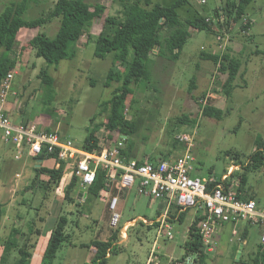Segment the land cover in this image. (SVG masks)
Returning <instances> with one entry per match:
<instances>
[{
  "label": "rangeland",
  "instance_id": "obj_1",
  "mask_svg": "<svg viewBox=\"0 0 264 264\" xmlns=\"http://www.w3.org/2000/svg\"><path fill=\"white\" fill-rule=\"evenodd\" d=\"M57 1L27 0L24 19L32 21L46 16ZM84 1L90 5L103 4L107 8L106 16L117 15L120 10L119 4L112 0ZM176 1L152 0L154 4L166 7ZM202 1L190 0V5L179 9L182 19L192 20L196 16L211 18L214 10L222 5L221 0H205L206 4H202ZM10 3L11 0H0V14ZM247 18L251 22L247 32H241L244 22L235 23L233 30L228 32L215 27L217 32H221L218 36L192 30V36L177 62L153 58L155 63L152 66L151 88L145 90L134 87L133 96L126 101L127 118L137 126L138 159L154 162L164 160V154L172 149L173 139L185 135L193 138L192 154L196 159V174L200 178L220 181L231 169L235 174L245 172L244 167L256 151V138L261 136L264 139V0H255L248 7ZM103 24L104 19L96 20L88 34L96 38ZM59 27L60 20L56 19L31 31L32 35L28 32L19 34L10 54L16 64L6 103L10 110L8 116L12 123L36 125L42 131L54 132L71 140L80 148L88 137V129L95 125H100L97 136L102 144L114 142L118 136L108 132L105 127L108 114H99L101 104L110 100L118 87V84L105 87L109 71L118 68L123 71L124 68L119 65L116 68L112 56L104 60L97 59L94 56L95 44L88 41V34L78 44L70 46L69 51L75 53L73 60H64L58 66L48 67L44 59L36 57L29 43L37 35L55 37ZM229 48L242 64L231 99L222 94L227 75L220 73L219 66L201 57L202 52L223 54ZM2 52L0 49V55ZM44 69L53 79L51 86L40 78V72ZM193 78L196 89L190 93ZM211 106L223 111L220 121L211 116ZM16 111L21 113L20 116L16 115ZM184 116L191 122L183 124L181 120ZM193 120L196 123H192ZM183 152L179 148L169 160L180 157ZM229 152L232 154L228 155ZM236 154L239 159H236ZM27 170L25 176L34 179L33 167ZM247 188V194L253 196L260 208L264 209L263 169L248 174ZM23 189L21 187L13 198L6 195L1 199L3 202L15 201L10 211V224L21 226L36 219V223L39 227L43 226L45 231L53 229L60 216H66L69 220L67 233L70 243L60 249L54 264H91L94 252L86 246L95 240L107 241L116 232L119 234L115 246L120 254L111 256L109 264L147 263L158 224H143L141 219L156 220L159 213L165 211V207H160L164 201L139 196L136 189L130 191L127 197L120 191L116 195L119 205L115 213L120 215L121 220L118 227H112L110 193L101 195L90 204L79 206L78 203L84 202V198L72 205L65 200L64 190L62 193L51 191L44 200L43 189L38 188L35 193L30 189L21 194ZM23 200L27 201L26 206L21 204ZM40 218H43V223L39 221ZM134 219L136 223L126 231L127 239L124 240L123 226ZM193 221V213L190 212L183 223L174 224V240L160 241L162 254L183 257L186 241L184 232L190 229ZM226 225V229L221 231V227L217 231V235H221L218 247L208 255L205 264H242L240 260L244 262L256 253L262 234L260 227L248 228L249 234L242 248L243 243H239L241 234L234 235L230 224ZM0 231L3 232L1 227ZM1 238L5 237L2 235ZM15 254L17 257L18 253ZM162 258L167 259L163 255Z\"/></svg>",
  "mask_w": 264,
  "mask_h": 264
},
{
  "label": "trees",
  "instance_id": "obj_2",
  "mask_svg": "<svg viewBox=\"0 0 264 264\" xmlns=\"http://www.w3.org/2000/svg\"><path fill=\"white\" fill-rule=\"evenodd\" d=\"M112 1L120 6L117 15L106 16L107 8L100 2L90 5L84 0H58L46 16L42 15L38 19L26 21L24 16L27 11V0H11V3L0 14V49L3 50L0 55V89L7 75L15 69L16 63L12 60L10 54L22 30H37L47 23L59 19L60 27L55 37L49 38L45 34L37 35L29 43L36 57L44 59L48 67L58 66L64 60L75 58V53L69 51L70 46L78 44L81 38L89 33L96 20L104 19L100 34L96 38L88 34V41H93L95 44L94 56L97 59L104 60L108 56H112L116 68L119 65L124 70L118 68L109 71L105 87L110 88L112 84H118V87L113 91L112 98L101 104L102 109L99 115L107 113L108 122L105 125L107 131L116 134L118 138L126 139L123 155L127 160H130L137 159L139 144L137 141V126L134 121L127 118L126 101L130 96H133L135 88L145 90L151 88L152 66L155 63L153 58L177 62L187 41L192 36V30L208 32L218 36L221 32H217V30L222 31L225 26L229 27L231 21L238 23L247 20L246 24L242 23L241 32L249 31L251 22L247 18V9L255 0H221L222 5L214 10L210 22H207L206 17L201 16H196L194 19L187 21L182 19L179 9L190 5V0H177L168 7L154 4L152 0ZM220 13H223L226 17L225 24L213 21L220 17ZM201 57L203 60L211 61L219 66L220 73L227 75L222 86V94L225 98L231 99L235 91V81L241 69V61L232 55L231 48L223 54L202 52ZM40 78L48 86L53 83V79L46 69L40 72ZM190 84V93H192L196 89L195 78L191 80ZM209 103L211 104V101ZM210 110L211 116L217 121L222 119L223 111L221 109L211 106ZM95 119L96 116L92 119V122ZM181 122L188 124L191 120L184 116ZM192 123L196 122L193 120ZM23 125L27 126L28 123ZM99 130L100 125L88 129V137L82 146L85 151L100 152L102 149L101 142L97 136ZM144 140H147V138H144ZM255 146L256 151L250 156V161L244 167L245 172L242 174L233 172L225 183L226 186H229L232 182L239 181L237 196L244 201L257 202L253 196L247 194L248 174L251 171L264 170V139L261 136L256 138ZM179 148L185 151L184 145L173 139L172 149L164 154V160H169ZM231 154L232 152L228 153V155ZM34 159L38 161L53 159L55 162V168L53 169L43 166L33 168L35 177L30 189L34 193L35 190H39L38 188L43 189L44 200H46L49 193L60 186L66 164L64 162L60 163L55 155L45 153L39 157H34ZM236 159H239L238 154H236ZM150 162L154 161L150 160ZM57 164H60L59 168H57ZM106 175L105 170L99 168L94 184L87 189V198L81 204L79 203V206L92 203L95 199L100 198L104 191L109 192L111 198L119 194L117 181L115 180L114 183L109 184ZM44 176L48 179H43ZM214 181L210 186L211 189L222 183V179ZM79 189V181L77 177L73 176L65 187V200L70 204L76 203L74 196ZM22 205H27V201L23 200ZM189 212L180 213L179 208L173 205L169 216L173 223H183ZM4 213L0 206V223ZM203 219L204 216L201 212L196 213L184 244L185 253L182 258L185 259L186 256L194 254L196 255L194 264H205L208 257L205 254L199 232V224ZM39 221L44 222L43 218H40ZM28 224L29 230L27 233L12 229L10 237L2 243L3 254L0 258V264H31L33 252L37 245L36 242H33V236L39 237L40 231L36 230V219H31ZM68 224L69 220L66 216L59 217L51 232L41 264H54L60 249L64 244L70 243V236L67 233ZM244 227V234L241 236V242L239 243L247 240L248 228L251 225H245ZM118 234V232L114 233L107 241L95 240L86 246L94 252L91 264H109L111 256L120 254L118 247L115 246ZM16 252L18 253L17 257ZM239 263L264 264V245L261 240L256 253L244 262L240 260Z\"/></svg>",
  "mask_w": 264,
  "mask_h": 264
},
{
  "label": "built area",
  "instance_id": "obj_3",
  "mask_svg": "<svg viewBox=\"0 0 264 264\" xmlns=\"http://www.w3.org/2000/svg\"><path fill=\"white\" fill-rule=\"evenodd\" d=\"M205 4V0L201 2ZM225 15L214 19L215 23L225 24ZM211 18H207L210 22ZM244 24L247 20L243 21ZM234 21L224 31L233 30ZM222 29V31H223ZM14 73L10 72L3 81L0 89V140L6 144L14 145L17 150V159L22 158L25 153L33 157L42 154L55 155L59 162L66 164L63 179L77 177L79 185L88 189L96 180L99 168L107 173L106 179L109 184L117 181L118 191L137 190L139 196L149 198L153 201L161 200L166 203V211L156 220L141 219L144 224L156 225L157 235L146 264H194L196 255L183 258L163 255L160 251V241L174 240V223L169 212L173 205L179 208L180 213L186 211L201 212L204 216L199 224V232L206 255L215 252L218 247L216 239L217 231L226 224L232 225L237 235V227L240 225H251L260 227L262 230L261 243L264 245V209L255 201H244L237 196L239 181H234L226 186L233 169L222 178V183L211 189L215 181L200 178L196 174V159L192 154L193 138L191 136L179 135L177 140L184 145V153L173 160H149L130 159L123 155L126 139L118 138L108 144H100V152H87L77 147L71 140L62 138L54 132L42 131L36 125L14 124L5 111L8 94L12 87ZM60 164H57V168ZM237 169V168H235ZM109 192L104 191L102 195L107 196ZM119 205V197H112L109 209L112 211V227H118L120 215L115 213ZM136 222V221H135ZM131 225V224H130ZM134 225V224H133ZM129 225L122 232L123 239H127ZM166 257L167 259H163Z\"/></svg>",
  "mask_w": 264,
  "mask_h": 264
},
{
  "label": "crops",
  "instance_id": "obj_4",
  "mask_svg": "<svg viewBox=\"0 0 264 264\" xmlns=\"http://www.w3.org/2000/svg\"><path fill=\"white\" fill-rule=\"evenodd\" d=\"M27 32L29 33V35H32L31 31H28L26 29L21 31V33H26V34H27ZM5 111L8 115H10L9 114L10 110L7 107H5ZM20 114H21L20 112L18 113V111H16V115L20 116ZM14 124H16V123H14ZM21 124H24V123H21ZM28 124H30V123H28ZM16 125H18V124H16ZM0 163H2V165L0 166V206H1L2 211L5 212L3 219L0 223V227H1V229H3V232L0 231V258H1L2 254H3L2 243H4L7 240L6 238L10 237L12 229H18V230H20V232L27 233L29 230V224L28 223L31 221V220H29L26 222V224H22L21 226L19 224H15V223L10 224V211H11V207L13 205L12 203L15 201L3 202V201H1V199H3V196H6V195H10L11 198H13V196H15V194H17V192L20 191L21 187L24 188L23 192L21 194H25L28 190H30L33 179H32V176H29V175L25 176V173H27V171H28L27 169L31 168V166L33 168L43 166V167H46L49 169H53V168H55V162L53 159H48L45 161H40V160L38 161V160H35L34 157L29 155L28 153H25V155L22 158L17 159V150H16L15 146L11 145V144H6L0 140ZM43 179L47 180L48 178L46 176H44ZM69 182H70L69 178L62 179L60 186L58 187V189H56L57 190L56 192L62 193L63 190L65 191V187L69 184ZM123 192H124L125 196L127 197L129 195L130 191H123ZM74 197H75L76 201L78 200L79 202H81L80 199H82V198H84V200H85L87 198V189H83L80 187V189L76 192V195ZM126 197H125V199H126ZM125 199L123 201H125ZM74 204H76V203H74ZM74 204H72V205H74ZM24 206H26V205H24ZM160 207L161 208L165 207V211H166L165 201L161 202ZM164 212L159 213V216L164 214ZM190 212L193 213V217L195 219L196 213L194 211H190ZM145 220H147V219H145ZM135 221H136V219H134L132 221H128L123 226V228L127 225H129L130 227H133L136 223ZM178 223H180V222H178ZM226 226L224 225L220 230L222 231V230H224V228L226 229ZM244 226L245 225H240L239 227H237V232H238L237 236L240 234L242 236L244 234V229H245ZM231 228L233 230H235V228L233 226H231ZM36 230L40 231V235H39V237L33 236V242H36L37 245H36V248L33 252L31 264H34V262H35V264H41L42 257L44 255L45 250H46V247H47V244H48V241H49V238L51 236V232L53 229H48V230L44 231L43 226L39 227V225L37 224ZM188 233H189V229L186 232H184L186 240L188 238ZM233 234H234V231H233ZM2 235L5 237L4 239L1 238ZM220 238H221V235L218 234L216 236L217 241ZM240 240H241V238L239 237V241ZM244 244H246V241L243 242V247H245ZM168 256H170V255H168Z\"/></svg>",
  "mask_w": 264,
  "mask_h": 264
},
{
  "label": "water",
  "instance_id": "obj_5",
  "mask_svg": "<svg viewBox=\"0 0 264 264\" xmlns=\"http://www.w3.org/2000/svg\"><path fill=\"white\" fill-rule=\"evenodd\" d=\"M241 247L243 248V245Z\"/></svg>",
  "mask_w": 264,
  "mask_h": 264
}]
</instances>
